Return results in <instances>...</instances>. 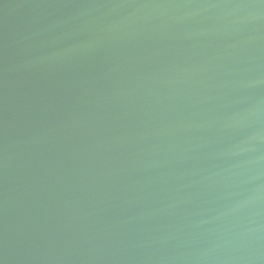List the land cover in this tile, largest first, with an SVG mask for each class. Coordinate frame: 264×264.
<instances>
[{
    "label": "water",
    "instance_id": "95a60500",
    "mask_svg": "<svg viewBox=\"0 0 264 264\" xmlns=\"http://www.w3.org/2000/svg\"><path fill=\"white\" fill-rule=\"evenodd\" d=\"M0 264H264V0H0Z\"/></svg>",
    "mask_w": 264,
    "mask_h": 264
}]
</instances>
